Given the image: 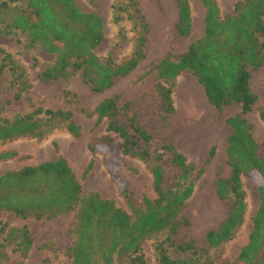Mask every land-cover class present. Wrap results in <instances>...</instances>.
<instances>
[{"label": "trees", "instance_id": "obj_1", "mask_svg": "<svg viewBox=\"0 0 264 264\" xmlns=\"http://www.w3.org/2000/svg\"><path fill=\"white\" fill-rule=\"evenodd\" d=\"M204 7L203 34L193 40L188 48L175 55L169 51L148 69L154 72L158 95V128L169 131L177 115L173 90L178 76L190 71L197 76L208 100L222 113L233 103L239 111L225 116L230 125L226 147V162L230 173L219 168L216 192L222 199H229L231 207L220 223L205 233V246L195 239L177 244L182 251H189L184 258H172L164 242L174 243L173 234L189 220L182 215L186 201L192 196L196 180L215 154L213 146L209 157L201 166L179 150L174 138H168L161 148L152 146L153 135L133 111L131 103L120 102L121 94L104 97L94 107L82 106L81 111L95 119V126L107 123V132L96 138V143L120 145L121 151L138 157L150 165L153 177L154 199L145 196L144 205H135L131 190L124 187L120 194L130 209L117 206L115 201L96 191L83 193V188L68 159L62 155L56 159L25 165L0 174V211H8L20 218H52L75 211V239L68 248L71 264H114L122 257L129 264H150L142 249L143 242L163 232L165 238L158 241L160 264H211L210 249H222L234 239L246 220L248 192L243 175H259L263 182L258 186L259 206L253 215V228L249 241L229 264H264V155L253 134V123L248 114L255 108L264 122V105H258V94L252 87L254 71L264 67V0H238L234 11L223 15L218 0H200ZM178 17L174 23L176 39H185L193 31L191 0H177ZM114 21L119 24L118 36L126 38L121 21L124 13L132 20L137 36L131 53L122 61L112 55L101 57L97 48L105 40V22L96 10L86 11L75 0H0V34L22 32L29 45L43 49L54 56L39 72L44 81L68 80L80 74L95 92L111 88L118 77L135 70L146 55L149 23L138 0L115 1ZM5 62L0 71L10 67L14 98L29 92L32 83L23 64L10 52L0 49ZM148 72V73H149ZM71 94L70 90L66 91ZM0 105V144L21 137L43 139L58 128H66L73 136L82 134V127L71 108L38 106L28 113L11 117L2 115ZM122 142L115 145V136ZM94 150V148H92ZM16 150L0 151V161L18 156ZM178 171L174 187L166 186L165 156ZM93 165H88L87 173ZM195 174V176H194ZM194 176V177H193ZM193 177V178H192ZM2 232L5 234L2 236ZM34 237L29 226L0 228V264L9 258L6 250L20 254L12 264H23Z\"/></svg>", "mask_w": 264, "mask_h": 264}, {"label": "rangeland", "instance_id": "obj_2", "mask_svg": "<svg viewBox=\"0 0 264 264\" xmlns=\"http://www.w3.org/2000/svg\"><path fill=\"white\" fill-rule=\"evenodd\" d=\"M75 1L86 11H98L104 19L105 40L97 48V53L101 57L112 55L118 62L127 57L135 45L136 29L132 20H129L124 13L121 24L125 28L126 38L121 39L117 34L119 24L113 19L115 1L126 0ZM236 1L238 0H218L222 14L232 13ZM138 2L150 28L145 47L146 55L135 70L126 76L118 77L114 85L103 92H95L80 74L68 80L42 81L39 72L54 61L53 54L45 52L40 47L30 46L26 35L22 32L0 34V49L10 52L23 64L32 83L29 92L15 99L10 67L0 71V105L4 106L2 115L11 117L17 113L24 114L38 106L71 108L75 120L82 127V134L79 137L73 136L66 128L61 127L43 139L26 136L0 144V151L12 149L19 153L18 156L0 161V174L25 165L56 159L62 155L68 159L75 171L84 194L96 191L103 197L113 199L117 206L129 211L125 198L120 194L124 187L131 190L133 201L138 207L144 205L145 196L154 199L157 195L153 188L150 165L138 157L124 154L120 145L118 146L122 139L115 133L112 134L118 147L96 143V138L107 132V123L103 122L95 126V119L87 117L81 111L82 106L92 108L104 97L120 93V102L129 101L138 118L152 133L154 148H161L168 138H174L179 150L197 166H201L209 157L210 149L215 147L214 156L205 165L204 172L196 180L192 196L182 209V215L189 220V224L181 225L173 234L174 243L170 240L164 242L172 258H184L190 255V252L178 249L177 244L183 240L195 239L199 246L204 247L207 230L217 226L230 210L231 201L220 198L216 192V178L220 167L225 174L230 173V167L226 162V147L231 127L225 121V116L237 113L239 105L230 104L221 113L208 100L197 76L190 71H184L178 76L173 90L177 108L174 123L167 132L158 128L157 77L148 69L170 50L175 55H179L193 40L203 34L204 7L200 0H191L193 31L185 39H176L174 23L178 17L177 0H138ZM4 62L3 57H0V65ZM251 84L259 96L258 105H264V67L253 72ZM67 90L72 93L67 94ZM248 118L253 123V134L260 144L259 152L264 155V122L259 117L258 109L251 111ZM91 161L93 165L85 173ZM163 163L166 170V186L174 187L178 181L177 168L167 155ZM243 180L248 192L246 220L236 237L227 242L222 249L209 250L211 264H229L236 260L241 248L249 241V234L253 228L252 217L260 202L258 186L263 179L259 175L247 173L243 175ZM74 222L75 211L43 219L34 217L23 219L11 212L0 211V228L2 224L11 227L26 223L31 230L34 241L23 264H71L68 248L75 239ZM4 234L5 232H2V236ZM165 236V233L160 232L143 242L142 249L148 263L160 264L156 244L164 240ZM12 248L14 245H8L6 248L9 258L4 260L3 264H12L20 259L19 252ZM200 260L202 264H206L205 257ZM114 264L129 263L126 259L117 257Z\"/></svg>", "mask_w": 264, "mask_h": 264}]
</instances>
